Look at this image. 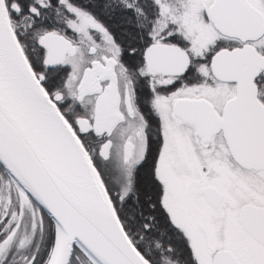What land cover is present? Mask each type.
Returning a JSON list of instances; mask_svg holds the SVG:
<instances>
[{"label": "snow or ice", "instance_id": "6c2138e0", "mask_svg": "<svg viewBox=\"0 0 264 264\" xmlns=\"http://www.w3.org/2000/svg\"><path fill=\"white\" fill-rule=\"evenodd\" d=\"M0 264H264V0H0Z\"/></svg>", "mask_w": 264, "mask_h": 264}]
</instances>
